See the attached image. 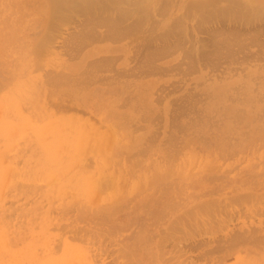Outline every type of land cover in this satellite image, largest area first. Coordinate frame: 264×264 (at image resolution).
Instances as JSON below:
<instances>
[{
    "label": "rangeland",
    "instance_id": "1",
    "mask_svg": "<svg viewBox=\"0 0 264 264\" xmlns=\"http://www.w3.org/2000/svg\"><path fill=\"white\" fill-rule=\"evenodd\" d=\"M68 1L0 0V264H264V0Z\"/></svg>",
    "mask_w": 264,
    "mask_h": 264
},
{
    "label": "bare ground",
    "instance_id": "2",
    "mask_svg": "<svg viewBox=\"0 0 264 264\" xmlns=\"http://www.w3.org/2000/svg\"><path fill=\"white\" fill-rule=\"evenodd\" d=\"M67 1H68V0H67ZM84 1H85V0H84ZM97 1H98V0H97ZM102 1H103V0H100V2H102ZM104 1H105V0H104ZM109 1H110V0H109ZM111 1H112V0H111ZM119 1H122V0H119ZM119 1H118V2H119ZM123 1H124V3H125V1H128V0H123ZM50 2H51L52 12H53V14H54L57 10H59L58 8H60L61 5H64V4H62V3H64V0H50ZM69 2H70V0L68 1V3H69ZM100 2H99V3H100ZM105 2L108 3L107 0H106ZM128 2L130 3V1H128ZM161 2H162V1H161ZM166 2H167V1H166ZM210 2H211V0H207V2L205 3V6H206L208 3H210ZM230 2L232 3V6H228V7H225V8L222 7V8L219 9V10L211 9V10H208L207 13L205 12V14H218L219 12L224 11V10H222V9L231 10V12H232V11L234 12V9H235V11L238 10V14H239V13H240L239 11H241V10L243 9V6H241L242 9H240L241 7H240V6H237L238 3H237V5H236V3H235L233 0L230 1ZM238 2H239V1H238ZM80 3H81V2H80ZM90 3H91V2H90ZM110 3L112 4V2H110ZM129 3H128V5H129ZM131 3H132V0H131ZM131 3H130V5H131ZM133 3H134V2H133ZM164 3H165V1H164ZM199 3H200V5H202L203 1H202V0H201L200 2H199V1H195L194 3H191L190 5H188V7H190V8H188L189 10L187 9V12H185V13H186V14H195V13H193V12L191 11V10H194V11H198V12H200V13L196 12V14H198V15H199V14H204V13H203L204 10H202L203 12H202V11H199V10H200V7H199V5H198ZM82 4H83V3H81V5H82ZM95 4H96V3H95ZM101 4L103 5V2H102ZM116 4H119V3H116ZM245 4H246V3H245ZM75 5H76V4H75ZM89 5H91V4H89ZM99 5H100V4H99ZM99 5H98V3H97V6H99ZM161 5H162V4H161ZM241 5H242V4H241ZM65 6H66V5H65ZM65 6H64V7H65ZM93 6H94V4H93ZM104 6H105V4H104ZM106 6H107V5H106ZM114 6H115V5H112V7H114ZM136 6H137V5H136ZM163 6H164V4H163ZM166 6H167V5H166ZM166 6H165V7H166ZM202 6H203V5H202ZM213 6H214V5H213ZM67 7H68V6H67ZM81 7L83 8V6H81ZM87 7H90V6H87ZM95 7H96V6H95ZM95 7H94V8H95ZM112 7H111V8H112ZM118 7H119V5H118ZM118 7H117V8H118ZM158 7H159V5H158ZM237 7H238V8H237ZM239 7H240V8H239ZM259 7H260V6H259ZM94 8H93V10H94ZM102 8H103V7H102ZM102 8H101L100 10H102ZM117 8L115 7V9H116L115 11H116L117 13H119V12L121 13L122 10L120 9V7H119L120 11H119V10L117 11ZM159 8H160V7H159ZM263 8H264V7H263ZM263 8H262V9H263ZM61 9H62V8H61ZM64 9H65V8H64ZM75 9H76V8H75ZM95 9H96V8H95ZM104 9H105V8H104ZM104 9H103V10H104ZM108 9H110V8H109V4H108ZM132 9H133V8H132ZM134 9L137 10V8H134ZM138 9H139V8H138ZM161 9H162V8H161ZM164 9H165V8H164ZM166 9H168V8H166ZM247 9H248V8H247ZM66 10L69 11L68 9H66ZM79 10L82 11L81 8H80ZM83 10H84V9H83ZM97 10H98V9H97ZM105 10H107V8H106ZM113 10H114V9H113ZM113 10H112V11H113ZM125 10H126V8H124V12H122V14L126 12ZM156 10H157V7H156ZM90 11H92V9H90ZM94 11H95V10H94ZM107 11H108V10H107ZM107 11H105V12H107ZM112 11L110 12V10H109V13L111 14ZM163 11H164V10H163ZM165 11H166V10H165ZM242 11H246V10L244 9V10H242ZM57 12H58V11H57ZM69 12H70V11H69ZM76 12H78L77 14H79V13L82 14V13H83V12H79L78 9H77ZM76 12L74 11V12H72V13H76ZM86 12H87V11H86ZM96 12H98V11H96ZM96 12H95V13H96ZM116 12H115L114 14H116ZM159 12H160V11H159ZM225 12H226V11H225ZM70 13H71V12H70ZM92 13H93V14H92ZM138 13H139V12H138ZM146 13L148 14L149 12H146ZM223 13H224V12H223ZM228 13H230V12H228ZM236 13H237V12H236ZM242 13H243V12H242ZM90 14H92V17H93L94 12L89 13V17H90ZM97 14H99V13H96V15H97ZM100 14H102V12H100ZM107 14H108V13H107ZM128 14H129V13H128ZM134 14H136V12H135ZM139 14H140V13H139ZM144 14H145V13H144ZM147 14H146V16H147ZM159 14L161 15V13H159ZM163 14H164V13H163ZM221 14H222V13H221ZM105 15H106V14H105ZM116 15L118 16V14H116ZM116 15H115V16H116ZM155 15H156V14H155ZM97 16H98V17L95 16L96 18H95V17H93V18H95V19L99 18V15H97ZM101 16H102V15H101ZM106 16H107V15H106ZM125 16H126V15H125ZM161 16H162V15H161ZM163 16H164V15H163ZM184 16H185V15H184ZM210 16H212V15H210ZM108 17H109V16H108ZM110 17H111V16H110ZM139 17H140V16H139ZM212 17H213V16H212ZM90 18H91V17H90ZM105 18H106V17H105ZM153 18H154V17H153ZM184 18H185V17H184ZM83 19H84V18H83ZM100 19H101V17H100ZM103 19H104V17H103ZM109 19H110V18H109ZM109 19H108V20H109ZM180 19H181V18H180ZM186 19H187V18H186ZM198 19H199V17H198ZM89 20H90V19H89ZM92 20H93V19H92ZM111 20H112V18H111ZM115 20H117V19H115ZM118 20H119V19H118ZM123 20H124V19H123ZM144 20H145V17H144ZM202 20H203V19H202ZM100 21L103 22L102 19H101ZM105 21H107V20H105ZM120 21H121V19H120ZM151 21H153V20H151ZM154 21H155V20H154ZM182 21H183V20H182ZM94 22H95V21H94ZM94 22H93V23H94ZM97 22H98V20H97ZM97 22H96V23H97ZM141 22H142V21H141ZM173 22H174V21H173ZM195 22H196V21H195ZM81 23H82V22H81ZM88 23H89V22H88ZM91 23H92V22H91ZM100 23H101V22H100ZM111 23H112V22H111ZM111 23L109 22V25L107 24V25L109 26V28H107V27H106V24H105V22H104L105 27H106L107 30L111 28V26H110ZM115 23H116V22H115ZM131 23H133V22L131 21ZM135 23H136V22H135ZM144 23H145V22H144ZM151 23H152V22H151ZM151 23H150V25H151ZM113 24H114V23H113ZM116 24H118V23H116ZM148 24H149V23H148ZM196 24H197V22H196ZM85 25H86V24H85ZM93 25H94V24H93ZM93 25H92V26H93ZM95 25H96V24H95ZM97 25H98V24H97ZM134 25H135V24H134ZM152 25H153V24H152ZM188 25H189V24H188ZM199 25H200V24H199V22H198V26H199ZM77 26H79V25H77ZM77 26H76V27H77ZM88 26H89V25H88ZM100 26H101V25H100ZM125 26H127V25H125ZM125 26H124V29L127 31V33H128L131 29L134 28V27H133V28H129V27H125ZM132 26H133V24H132ZM144 26H145V25H144ZM148 26H149V25H148ZM166 26H167V25H166ZM172 26H173V24H172ZM195 26H196V25H195ZM234 26H235V25H234ZM81 27H82V26H81ZM81 27H79V29H80ZM93 27H94V26H93ZM101 27H102V26H101ZM114 27H115V26L112 25V28H111V29L113 30ZM121 27H122V26H121ZM102 28H103V27H102ZM127 28L129 29V31H128ZM136 28H137V27H136ZM170 28H171V27H170ZM187 28H188V27H187ZM195 28H196V27H195ZM76 29H77V28H76ZM82 29H83V28H81V30H82ZM84 29H85V26H84ZM84 29H83V30H84ZM96 29H98V28L96 27ZM104 29H105V28H104ZM106 29H105V30H106ZM111 29H110L109 31H112ZM116 29H119V28H116ZM122 29H123V28H122ZM93 30H94V29H93ZM93 30H92V31H93ZM107 30H106V31H107ZM125 30H124V31L121 30V31H122L121 35H122L123 33H125ZM135 30H136V29H135ZM214 30H215V29H214ZM77 31H78V29H77ZM86 31H87V30H86ZM90 31H91V30H90ZM94 31H95V30H94ZM106 31H105V32H106ZM117 31H118V30H117ZM117 31H116V33H117ZM119 31H120V29H119ZM170 31H171V29H170ZM187 31H188V30H187ZM234 31H235V30H234ZM245 31H246V30H245ZM78 32H79V31H78ZM80 32H81V31H80ZM103 32H104V30H103ZM168 32H169V31H168ZM168 32H167V33H168ZM174 32H175V31H174ZM211 32H213V31H211ZM236 32H237V31H236ZM239 32H240V31H239ZM248 32H249V31H248ZM82 33H83V32H82ZM86 33H87L88 37H91V35L93 36L92 33H91L90 36H89L88 32H86ZM107 33H108V32H107ZM109 33H110V32H109ZM109 33H108L107 35H106V33L104 34V35H105V38L107 37L108 40H109V38L112 39V38H115V37H116V35H114V32H113L112 34H113L115 37H113V36H112L111 34H109ZM127 33H125V34H127ZM167 33L165 34V32H164V33L160 34V35H162V37H163V34H165V36H164L165 39L163 38V41H164V40H168L169 37H167L166 35L171 36V34H169L170 32H169L168 34H167ZM228 33H229V32H228ZM246 33H247V32H246ZM84 34H85V33H84ZM84 34H83V35H84ZM94 34H96V33H94ZM217 34H218V33H217ZM229 34H230V33H229ZM237 34H238V33H237ZM104 35H102V38H103V39H104V37H103ZM174 35H175V33H174ZM213 35H214V34H213ZM239 35H241V33H240ZM249 35H250V34H249ZM119 36H120V34H119ZM123 36H124V34H123ZM177 36H178V35H177ZM177 36H176V38H177ZM79 37H82V36H80V34H79ZM85 37L88 38L86 35H85ZM108 37H109V38H108ZM111 37H112V38H111ZM120 37H122V36H120ZM235 37H236V36H234V38H235ZM239 37H240V36H239ZM241 37H242V36H241ZM252 37H253V36H252ZM75 38H76V35H75ZM77 38H78V37H77ZM91 38H92V37H91ZM95 38H97V37H95ZM95 38H93V39H95ZM123 38H124V37H123ZM166 38H167V39H166ZM215 38H216V37H215ZM245 38H246V37H245ZM247 38H248V37H247ZM80 39H81V38H80ZM89 39H90V38H89ZM93 39H92V40H93ZM119 39H122V38H119ZM156 39H157V38H156ZM158 39L161 40V39H162L161 36H159ZM177 39H178V38H177ZM217 39H218V38H217ZM77 40H78V39H77ZM77 40H76V41H77ZM108 40H107V41H108ZM112 40H113V39H112ZM112 40H109V41H112ZM115 40H116V39H115ZM117 40H118V39H117ZM150 40H151V39H150ZM169 40H170V39H169ZM172 40H173V42H174V41H175V38L172 39ZM172 40H171V41H172ZM252 40H254V39H252ZM73 41L76 42L75 40H73ZM80 41H81V40H80ZM145 41H146V40H145ZM151 41H152V40H151ZM151 41H150V42H151ZM154 41H155V40H154ZM210 41H211V40H210ZM246 41H247V40H246ZM81 42H82V41H81ZM84 42H85V41H84ZM148 42H149V41H148ZM148 42L146 41V43H148ZM161 42H162V41H161ZM166 42H168V41H166ZM179 42H180L179 39L176 40V43L174 42V43L172 44V46H173V47L175 46V49H176V47H178L179 45H181V44H179ZM220 42H223V41H220ZM249 42L252 43L251 40H250ZM76 43H77V42H76ZM151 43H152V42H151ZM163 43H164V42H163ZM210 43H211V42H210ZM217 43H218V42H217ZM77 44H80V43H77ZM213 44H215V43H213ZM218 44H219V43H218ZM221 44H222V43H221ZM73 45H74V44H73ZM73 45H72V46H73ZM75 45H76V44H75ZM75 45H74V46H75ZM144 45H145V44H144ZM144 45H143V46H144ZM162 45H163V44H162ZM165 45H166V43H165ZM168 45H169V44H168ZM230 45H231V44H230ZM72 46H70V47H72ZM78 46H79V45H78ZM135 46H136V45H135ZM160 46H161V45H160ZM163 46H164V45H163ZM170 46H171V45H170ZM208 46H209V45H208ZM220 46H221V45H220ZM244 46H245V45H244ZM164 47H165V46H164ZM215 47H216V46H215ZM229 47H231V46H229ZM240 47H241V46H240ZM79 48H81V47H79ZM142 48H143V47H142ZM145 48H146V47H145ZM150 48H152V47H149V49H150ZM156 48H157V47H156ZM162 48H163V47H162ZM162 48L159 47L160 50H162ZM168 48H169V47H168ZM168 48H167V46H166V50H167ZM179 48H180V47H179ZM225 48H226V47L224 46V49H225ZM227 48H228V47H227ZM245 48H246V47H245ZM245 48H244V49H245ZM71 49H72V48H71ZM241 49H242V47H241ZM74 50H75V49H74ZM135 50H136V49H135ZM141 50H142V49H141ZM145 50H146V49H145ZM154 50H155V49H154ZM166 50H165V51H166ZM76 51H77V50H76ZM136 51H137V50H136ZM156 51L159 52L158 49H156ZM156 51H155V52H156ZM162 51H163V50H162ZM195 51H197V50L195 49ZM225 51H226V50H225ZM225 51H223V53H224ZM227 51L229 52V49H228ZM227 51H226V52H227ZM239 51H240V50H239ZM155 52H153V53H155ZM167 52H168V51H167ZM198 52H200V51L198 50ZM198 52H196V54H198ZM201 52H203V51H201ZM211 52H212V51H211ZM211 52H209L208 54H210ZM214 52H215V51H214ZM218 52H219V51H218ZM228 52H227V55L229 54ZM219 53H220V52H219ZM221 53H222V52H221ZM156 54H157V53H156ZM158 54H159V53H158ZM196 54H195V55H196ZM217 54H218V53H217ZM160 55H161V54H160ZM185 55H188V54H185ZM198 55H200V56L202 55V56H203V57H200V59H201V58H202V59H203V58H206V55H205L204 53H203V54H198ZM198 55H197L196 57H198ZM218 55H219V54H218ZM218 55H217V56H218ZM165 56H166V55H165ZM207 56H208V55H207ZM149 57H151V56H149ZM184 57H185V56H183V58H184ZM186 57H188V56H186ZM186 57H185V58H186ZM193 57H194V56H193ZM210 57H211V56H210ZM213 57H214V56H213ZM213 57H212V58H213ZM108 58H109V57H108ZM114 58H115V57H114ZM157 58H158V57H157ZM207 58H209V57H207ZM212 58H211V59H212ZM97 60H99V58H98ZM100 60H102V59L100 58ZM106 60H107V59H106ZM108 60H112V59H108ZM108 60H107V61H108ZM208 60H209V59H208ZM102 61H103V60H102ZM104 61H105V60H104ZM107 61H106V63H107ZM192 61H193V60H192ZM92 62H93V61H92ZM92 62H91V63H92ZM97 62H98V61H97ZM112 62H114V60H113ZM193 62H194V61H193ZM104 63H105V62H104ZM104 63H103V65H104ZM110 63H111V62H110ZM142 63H143V62H142ZM152 63H153V62H152ZM152 63H151V64H152ZM189 63H190V61H189ZM101 64H102V62H101ZM153 64H154V63H153ZM91 65H93V64H91ZM91 65H89V66L91 67ZM94 65H95V64H94ZM110 65H111V64H110ZM144 65H145V64H144ZM147 65H148V64H147ZM188 65H189V64H188ZM190 66H191V65H190ZM196 66H197V65H196ZM199 66H200V65H199ZM93 67H94V66H93ZM93 67H91V68H93ZM95 67H96V66H95ZM102 67H103V66H102ZM177 67H178V66H177ZM186 67H187V66H186ZM191 67H194V66H191ZM104 68H106V67H104ZM104 68H103V69H104ZM138 68H139V67H138ZM151 68H152V67H151ZM151 68H150V70H151ZM188 68H189V67H188ZM195 68H196V67H195ZM195 68H192V69L195 70ZM101 69H102V68H101ZM108 69H110V68H108ZM111 69H112V68H111ZM189 70H190V69H189ZM119 73H120V71H119ZM85 74H86V73H85ZM115 74H116V73H115ZM147 74H148V73H147ZM62 78H63V77H62ZM86 79H87V78H86ZM66 80H68V79H66ZM81 82H83V81L81 80ZM84 83H85V82H84ZM58 84H59V83H58ZM60 84H61V81H60ZM62 84H63V83H62ZM83 85H84V84H83ZM131 253H132V252H131ZM135 255H136V254H135ZM141 257H143V256H141ZM134 259H135V258H134ZM140 260H141V259H140Z\"/></svg>",
    "mask_w": 264,
    "mask_h": 264
},
{
    "label": "crops",
    "instance_id": "3",
    "mask_svg": "<svg viewBox=\"0 0 264 264\" xmlns=\"http://www.w3.org/2000/svg\"><path fill=\"white\" fill-rule=\"evenodd\" d=\"M127 45H118L115 41L111 43H107L106 40L101 41L99 44H97L94 47H91L88 52H90L91 56H95L97 54H103V57L107 56L105 54H117V52H127V49L125 48ZM91 109V108H90ZM92 111L96 112V114H101L105 116V110L103 108V112L101 110H94ZM101 112V113H98Z\"/></svg>",
    "mask_w": 264,
    "mask_h": 264
}]
</instances>
